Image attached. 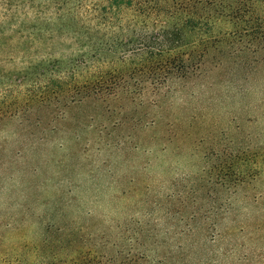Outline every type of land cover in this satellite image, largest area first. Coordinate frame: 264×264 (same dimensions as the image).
I'll return each instance as SVG.
<instances>
[{
    "label": "rangeland",
    "instance_id": "obj_1",
    "mask_svg": "<svg viewBox=\"0 0 264 264\" xmlns=\"http://www.w3.org/2000/svg\"><path fill=\"white\" fill-rule=\"evenodd\" d=\"M111 4L0 0V224L20 210L65 206L69 197L77 198L72 208L108 221L124 218L123 209L135 219L144 212L136 202L157 200L186 214L219 212L208 222H216L213 229L199 231L197 221L195 233L181 238L170 230L177 221L156 214L169 232L171 264H264V57L252 69L207 68L194 88L177 90L159 110L143 108L148 95L124 102L126 115L134 109L138 116L149 113L144 122L121 115L126 123L120 130L114 115L110 120L104 115L95 122L102 133H95L82 118L98 111L94 104L84 109L70 103L75 93L67 92V76L71 68L89 64L104 37L118 34ZM157 111L161 117L150 128ZM130 132L135 134L125 147L130 154L105 151L103 143ZM153 134L157 144L145 152L129 150ZM229 164L234 175L245 178L234 191L220 185L233 174ZM128 180L135 187L124 200L108 204L118 190H128ZM198 184L194 202L192 188ZM6 238L0 227V264H13L3 255Z\"/></svg>",
    "mask_w": 264,
    "mask_h": 264
},
{
    "label": "trees",
    "instance_id": "obj_2",
    "mask_svg": "<svg viewBox=\"0 0 264 264\" xmlns=\"http://www.w3.org/2000/svg\"><path fill=\"white\" fill-rule=\"evenodd\" d=\"M111 6L112 25L118 34L111 39L104 37L103 45L86 61L89 64L71 68L67 76L71 83L67 92L78 96L70 94V103L84 109L94 104L98 111L94 117L82 118L85 127H94L95 133H102L95 122L104 115L109 120L114 115V125L120 130L126 123L121 115L138 124L144 122L149 113L138 116L134 109L126 115L124 102L148 95L150 102L143 108L159 110L177 90L194 88L209 72L207 68L220 71L229 65L252 69L264 57V0H112ZM76 76L79 82H75ZM156 114L148 127L155 126L162 111ZM134 136L132 132L118 135L102 146L111 155L127 156L130 153L125 147ZM157 137L153 134L136 140L129 150L145 152L158 143ZM226 169L233 173L232 164ZM234 174L221 180L224 190L234 191L243 184L245 178ZM135 185V180H128V190H118L108 204L124 200ZM200 187L192 188L194 202ZM73 201L77 198L69 197L65 206L40 212L10 213L0 224L9 239L2 250L6 259L13 264H171L173 247L166 244L169 232L161 228L156 216L177 221L170 230L181 238L195 233L197 221L202 222L199 231L213 229L216 222H208L219 214L212 209L186 214L146 199L136 202L144 212L135 219L123 209L124 218L108 221L95 217L92 211L72 208Z\"/></svg>",
    "mask_w": 264,
    "mask_h": 264
}]
</instances>
